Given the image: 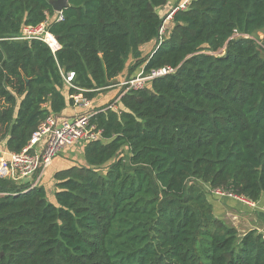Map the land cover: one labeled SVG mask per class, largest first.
Instances as JSON below:
<instances>
[{
	"label": "trees",
	"instance_id": "trees-1",
	"mask_svg": "<svg viewBox=\"0 0 264 264\" xmlns=\"http://www.w3.org/2000/svg\"><path fill=\"white\" fill-rule=\"evenodd\" d=\"M169 1L69 0L57 22L51 0H0V144L10 151L50 115L66 117L77 94L93 102L124 71L175 69L116 108L86 109L101 134L54 172L52 194L43 181L0 178V264H264V233L219 218L205 187L264 196V43L254 38L264 0H188L165 23L184 0ZM46 21L57 51L15 39Z\"/></svg>",
	"mask_w": 264,
	"mask_h": 264
},
{
	"label": "built area",
	"instance_id": "built-area-1",
	"mask_svg": "<svg viewBox=\"0 0 264 264\" xmlns=\"http://www.w3.org/2000/svg\"><path fill=\"white\" fill-rule=\"evenodd\" d=\"M187 3L188 0H184L176 5L167 15L165 23L173 18V14L177 10L186 8ZM54 19L57 22L64 20L63 11H56ZM48 21L35 27H24L22 34L15 37V39H40L46 42L54 52L57 51L61 45L57 37L47 30ZM165 31L166 27L163 24L159 35L160 41ZM174 71L175 69L170 66L152 69L148 72L143 68L135 77L119 81L117 85L122 88L121 93L115 102L108 107L116 108L117 101L129 90L142 89L151 80L166 76ZM63 76L68 86L75 87V73L73 71L67 72ZM74 99L77 106L87 108L90 106V100L83 98L81 95H75ZM95 112L85 111L70 117L50 115L34 131L27 145L18 152L10 151L0 144V178L12 180L17 185L28 188L37 186L41 182L46 169L51 166L56 156L63 149L75 146L85 140L99 138L101 131H98L95 125L91 124V117ZM214 193L219 197H229L255 206L253 201L230 191L217 189Z\"/></svg>",
	"mask_w": 264,
	"mask_h": 264
},
{
	"label": "rangeland",
	"instance_id": "rangeland-1",
	"mask_svg": "<svg viewBox=\"0 0 264 264\" xmlns=\"http://www.w3.org/2000/svg\"><path fill=\"white\" fill-rule=\"evenodd\" d=\"M254 38L260 44L263 45V43H264V31L257 32L254 35ZM153 48H154V43L152 45L145 46L142 49V55L143 56L148 55L153 50ZM220 51L221 52H219V53H224V49H222ZM262 55L264 56V51H262ZM129 61H131V63H132V62L135 61V59L131 57ZM121 89L122 88L119 87L118 93L121 91ZM110 98L111 99L107 100L108 102L106 101L105 104H103V105H110V104L115 102V100H116L115 96L110 97ZM72 147H74V146L67 147V148L63 149L57 156H59L61 153H63L66 149H69V148H72ZM73 153H74V155H73ZM73 153L70 156L71 160H70V158H68L69 159V163L70 164L71 163H80L82 161V159H83L82 154H80V153H82L81 149H80V146L79 147L78 146L75 147ZM57 156H56V158H57ZM44 179L47 180V177H44ZM46 185L48 187L49 193L52 194L54 192V190H55L54 184H50L49 186H48V184H46ZM205 187L207 189V192H209V194H208L209 197H213L212 199L210 198V200L212 201L213 206H215L218 216L221 217V219L223 221H225L229 225L237 226L240 229L239 231H240L241 234H243L244 231L250 229L251 227H253V225H255L254 224V221H255L254 219L255 218L257 219L258 208L254 209L255 206H252L251 207L252 209H249L248 208L249 205H247L246 203H243L241 201L234 200V199L230 200L229 198H225V197H222V198L221 197H215V195H211V193H212L211 192V188L208 187L207 185ZM232 201H234V202H232ZM224 206H225V209H224ZM219 208H221V209H219Z\"/></svg>",
	"mask_w": 264,
	"mask_h": 264
},
{
	"label": "crops",
	"instance_id": "crops-1",
	"mask_svg": "<svg viewBox=\"0 0 264 264\" xmlns=\"http://www.w3.org/2000/svg\"><path fill=\"white\" fill-rule=\"evenodd\" d=\"M180 0H170L169 1V7L172 5H174V3L176 2H179ZM127 75V72L124 71L117 80H124L125 79V76ZM119 87L118 85H115L114 84V87L110 88L109 91H106L102 94L99 95V97L94 100L93 102L91 101L90 102V105L92 104L93 106H97V105H100L102 103L105 104V102L109 99H111L110 97H113L117 94L118 90H119ZM90 107V106H89ZM86 109H88L87 107H80V106H77V105H74L72 107H69L66 111V115L67 116H75L76 114H79L80 112H85ZM78 147L80 146V149H81V152H82V145L81 144H78L77 145ZM77 146H74L72 148H69V149H66L63 153H61L56 159H54L53 163L51 164V166L46 169L45 173L43 174V178L41 181H43L44 183L48 184V186L50 184H54V180L52 179V176L54 174V172L56 170H59V169H62V168H65V167H68L70 165L69 163V159L71 160V154L74 152V148L77 147ZM72 152V153H71ZM74 155V153H73ZM44 177H47V180L44 179ZM41 183V182H40ZM222 198V197H221ZM234 202V201H232ZM236 203V202H235ZM241 204V203H240ZM255 204V208H258V216H257V219L255 218L254 220V224L253 227H251L250 229H253V228H257L260 232H263L264 233V196L261 197V199L258 201V202H254ZM243 205V204H242ZM248 205V204H247ZM252 206L249 205L248 208L249 209H252L251 208ZM215 208V206H214ZM221 209V208H219ZM224 209H225V206H224ZM215 212L217 214V210L215 208ZM218 215V214H217ZM219 217V216H218ZM221 218V217H219ZM229 225V224H228ZM231 226H234L238 229V231L240 230L237 226L235 225H231ZM248 229V230H250ZM246 230V231H248ZM246 231H244L243 233H245ZM240 232V231H239Z\"/></svg>",
	"mask_w": 264,
	"mask_h": 264
},
{
	"label": "water",
	"instance_id": "water-1",
	"mask_svg": "<svg viewBox=\"0 0 264 264\" xmlns=\"http://www.w3.org/2000/svg\"><path fill=\"white\" fill-rule=\"evenodd\" d=\"M51 3L55 11H63L69 6V0H51ZM118 82L117 79L113 81L115 85H117Z\"/></svg>",
	"mask_w": 264,
	"mask_h": 264
}]
</instances>
